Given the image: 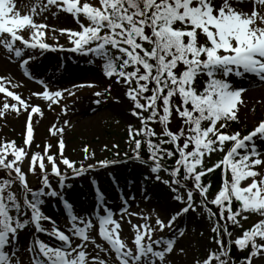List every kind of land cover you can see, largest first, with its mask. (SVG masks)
Instances as JSON below:
<instances>
[{"label": "snow or ice", "instance_id": "snow-or-ice-1", "mask_svg": "<svg viewBox=\"0 0 264 264\" xmlns=\"http://www.w3.org/2000/svg\"><path fill=\"white\" fill-rule=\"evenodd\" d=\"M248 4L251 8L246 9ZM48 6L56 9L53 15L62 11L75 19L76 29L59 30L61 35H67L71 48L62 45L53 48L45 42L48 25L35 22V6L33 14L22 15L13 0H0V46L10 57L18 59L25 49H38L79 52L90 57V63L99 60L104 77L125 89L132 105L131 115L141 121V128L129 124L132 159L145 167L146 180L167 185L177 204L166 209L163 216L155 212L151 217L140 214L143 223L130 224L134 230L131 247L120 236L121 221L128 214L127 194L114 211L106 206L95 182V195L103 214L98 211L94 215L76 214L63 191L70 187L67 182L72 176L108 169L124 161L92 162L95 154L89 148L84 150L91 153L85 161H73L65 154L63 139L58 145L59 157L53 154L51 143L44 151L32 153L33 118L43 115L42 108L32 106L29 99L11 90L20 85L0 76V94H4L0 116L7 118L10 111L18 115L29 113L24 146L6 139L0 146V171L7 173L0 177V264H20L19 234L29 226L35 229L26 248L31 264H108L98 253L86 251L89 243L106 257L109 252L114 253L117 264H164L166 254L175 246V236L165 239L160 234L168 229L182 235L178 221L197 209L208 213L216 250H210L205 259L194 264H234L225 235L239 250L250 249L241 264H253L256 257L264 259V122L246 136L229 128L230 122L239 120L240 107L244 105L246 89L240 80L256 77L264 82V0H46L42 10ZM25 30L31 33L30 39L23 35ZM17 41L23 47L17 46ZM33 58L28 55L20 59V66ZM202 75L208 79L200 90L197 80ZM84 86L94 85L74 84L72 88ZM111 90L109 85L96 92L94 103L105 102ZM32 95L48 101L51 108L61 104L65 95L75 97L76 92L66 88L50 90L44 84L42 92ZM10 99L15 103H9ZM63 110L67 113L68 108L65 106ZM174 117L183 122L175 131L170 128ZM151 124L162 125V134ZM64 130L54 127L51 132L58 135ZM229 143L232 146L226 150ZM145 144L147 159L141 155ZM216 152L226 154L211 167L206 166V158ZM173 157H178L175 166L166 167L165 158ZM25 161L29 162L28 172L23 169ZM61 165L65 167L62 169ZM37 168L42 185L34 190L29 186L28 175L37 174ZM217 169L223 170L222 185L209 200L211 184H205L203 179ZM161 172L170 178L162 180ZM51 177L56 178L55 186ZM17 183L22 187V199L11 190ZM197 193L199 203L195 199ZM141 194L143 199L149 198ZM48 199L59 201L65 209L70 224L63 230L42 209ZM247 214H257L260 219L233 240L227 230L228 222L242 227L240 221L247 220ZM93 219L98 222V235L108 248L101 249L95 238L90 237ZM43 222L51 225L50 230ZM45 232L59 243L50 245L40 240L37 234ZM76 240L79 242L74 243Z\"/></svg>", "mask_w": 264, "mask_h": 264}, {"label": "rangeland", "instance_id": "rangeland-1", "mask_svg": "<svg viewBox=\"0 0 264 264\" xmlns=\"http://www.w3.org/2000/svg\"><path fill=\"white\" fill-rule=\"evenodd\" d=\"M89 2H94V0H89ZM15 9L23 14H33L32 8L35 6L36 13L33 14V18L37 23H45L48 25L47 36L44 41L53 46V48H59L61 45L64 48H71L72 45L67 37V35H61L60 29L71 28L76 29L77 24L72 15L65 12H56V9L52 6H48L47 9L42 10V5L46 4V0H13ZM251 8V4L246 5V9ZM55 29V31H53ZM25 38H29L31 33L28 30L23 32ZM17 46H21V42L17 41ZM32 55L34 58L29 60L27 65L24 67L20 66V59ZM82 60L83 71H75L71 68L73 59ZM90 57L83 56L79 52L71 51H53V50H31L25 49L21 58L10 57V54L0 46V76L7 77L13 84H18L20 87L12 88L11 90L19 92L23 98L29 99L32 106L39 105L42 106V98L38 96H33V93L42 92L44 90V84H47L51 89H69L76 92L75 97H69L65 95L64 99L73 100L78 96V94H84L87 90L91 89L94 91L92 94V100L89 99L82 108L87 106L93 107L91 110H85L84 114L79 116L64 117L62 121L58 122L55 117L48 116L46 119H39V114L33 118L35 137L31 152L44 151L45 146L48 143L53 144V154L59 157V141L64 140L66 144L65 154L70 157L73 161H85L86 157L94 153L95 159L92 162H99L102 160H123L124 163H119L113 165L108 169H99L96 171H88L83 176H72V178L67 182L70 187L64 189L66 193V198L70 195L72 198H77L78 201L82 200L84 194L93 192L97 188L98 182L96 180V175L99 172L107 176L102 178L103 182H98V187L104 189L105 191H115L117 187L121 189H128L135 191L133 198L136 203L128 202L132 205L131 209H127V213L124 216V220L121 221V239L128 244L129 247L132 246V241L134 238V230L130 227V224L143 223L140 218V214L143 216L151 217L152 213L155 212L161 216L164 215L166 209H172L176 206L177 202L171 197L170 189L167 185L161 182L155 181L154 179H145L147 175L145 167L139 162L134 161L130 154L133 149L129 144L130 133L129 124L134 125L137 128H141V121L131 115L132 105L131 102L125 96V89L119 85L113 84L111 80L104 77L101 72L100 61L97 60L95 63L89 62ZM71 64V65H70ZM87 71V72H85ZM27 73V74H26ZM72 77V78H71ZM254 85H240L246 89L243 93L244 105L240 107L239 120L233 121L229 125L231 126V132H243L246 136L250 134L255 127L264 122V82H261L258 78L254 77ZM44 83H40V81ZM93 84V87H78L73 89L72 86L75 85H87ZM111 85V93L105 98V102L101 105H96L94 103L95 92L103 91L106 87ZM123 89V90H122ZM118 90L123 92L121 95L122 108L126 111V114L119 112L117 106L116 96H118ZM92 92V91H91ZM33 97V98H32ZM4 94H0V107H3ZM46 101V100H45ZM9 103L14 104V100H9ZM48 102V101H46ZM67 104L63 102L57 106V111L62 115L66 114L63 107ZM61 107V109L59 108ZM24 116L22 123L17 122L16 113L10 111L7 118L0 116V146L3 145L5 139L9 142L15 140L19 146H24L26 139V129L29 120V113L23 112ZM126 115L131 117L134 121L127 119ZM71 118V119H70ZM85 123H81V120ZM61 128L65 130L63 133L58 135H53L51 132L52 128ZM226 145V150L230 149L232 145ZM119 146L118 148L116 146ZM89 148L91 153H86L84 150ZM119 152V156L116 153ZM127 154V155H125ZM226 153L216 152L213 153L210 158H206V166L214 165L217 161L221 160ZM80 164H78V167ZM62 169L65 167L61 165ZM122 168V170H121ZM25 172L29 170V162L25 161L23 165ZM51 171V166H49ZM118 170L122 173L121 176L125 177L120 180L115 177L112 172ZM40 169L37 168V174L33 175L29 172L28 183L30 187L40 188L42 185V178L38 177ZM92 174V175H91ZM95 174V175H94ZM162 180L169 179L170 177L166 172L160 173ZM131 176V180L129 177ZM98 178V177H97ZM122 178V177H121ZM53 184L55 186V177H51ZM99 180V178H98ZM120 180V181H118ZM104 181L106 183L104 184ZM109 181V182H107ZM16 193L17 197H22V187L17 183L12 186L11 189ZM147 195L149 198L147 200L143 199L142 193ZM215 193L209 192V200L214 196ZM196 203H199L200 196L196 195ZM90 197V196H89ZM44 213L61 227L63 230L65 227L69 226L68 219L60 213V217H55L47 212V210H61L59 201L48 199L42 205ZM46 210V211H45ZM130 213H137L138 215L133 216ZM119 214L117 213V216ZM247 220H241L240 223L242 227H237L232 225L234 228L229 230L232 233V239L239 237L245 229L252 227L257 223L260 217L257 214H247ZM208 213L202 209H197L196 212L190 211L185 214L181 220L178 221L177 227L183 229V234L181 235L175 230H165V239L171 236H175V246L173 250L166 254L164 264H194L196 260H203L207 257L210 250H216V244L213 242L211 237L214 233L211 232L212 223L207 218ZM130 222V223H129ZM43 226L46 229L51 228V225L47 222H43ZM35 234V229L31 226L26 228L23 232L19 234V251L17 258L20 260V264H31L29 260V253L26 251L28 246V241L33 238ZM39 239L49 243L50 245H57L59 241L49 235L47 232L37 234ZM90 237L95 238V244L100 245V248H108V244L103 241L98 235V222L93 219V227L89 230ZM76 240L74 243H78ZM226 243V241H225ZM183 249V252H180ZM86 251H90V254H99L100 258H106L108 264H117L114 253L109 252L107 257L103 251L96 249L92 243L88 244ZM253 264H264V259L256 257L253 260Z\"/></svg>", "mask_w": 264, "mask_h": 264}, {"label": "bare ground", "instance_id": "bare-ground-1", "mask_svg": "<svg viewBox=\"0 0 264 264\" xmlns=\"http://www.w3.org/2000/svg\"><path fill=\"white\" fill-rule=\"evenodd\" d=\"M73 59V58H72ZM74 63H72L71 65V68L74 69L75 71H83V65L82 64L83 62H81L82 60H75L73 59L72 60ZM87 72V71H85ZM72 78V77H71ZM240 83L241 85H254V83L252 82L251 79H242L240 80ZM123 90V89H122ZM92 91V92H91ZM91 93H94L93 90L89 89L87 90V92H85L84 94L80 93L78 94V96L76 98H74L73 100H68L67 99H64V102H66L67 104H65V106L68 108V111L66 114L62 115V113L60 114L59 111H57V106L53 105L51 108L48 107V103L49 102H46L43 98L41 99L43 103L41 108H42V111H43V115H40L39 114V119H43V118H47L48 116H52V117H55L56 119H58V122L62 121V119L64 117H67L68 115H70V117H75V116H79L81 114H84L85 113V110H91L93 107L91 106H87L85 108H82V105L85 104L87 101L92 100V94ZM96 93V92H95ZM118 96H116V99L119 100V103H120V106H117V110L119 112H122L124 113V115L126 114V111L122 108L121 104H122V99H121V95H123V92H121V90H118ZM33 98V97H32ZM64 106V107H65ZM63 107V109H64ZM59 108L61 109V107L59 106ZM64 111V110H62ZM23 112L22 114H17L16 117H17V122L20 124L22 123V119H23ZM127 119L131 120V121H134L131 117H129L128 115H126ZM71 119V118H70ZM89 120L88 118H85V120H81V123H85V121ZM122 170V168H121ZM116 172H112L113 174H117V175H114L115 177H118L120 180H123L125 177L121 176L122 173L119 172L118 170H115ZM92 175V174H91ZM95 175V174H94ZM99 180H98V178ZM122 177V178H121ZM102 178H106L107 179V176L103 175L102 173L99 172L98 176L96 175V180L99 182V183H102L103 182V179ZM118 180V181H120ZM129 180H131V176L129 177ZM109 182V181H107ZM106 183V181H104V184ZM57 241V240H55Z\"/></svg>", "mask_w": 264, "mask_h": 264}, {"label": "trees", "instance_id": "trees-1", "mask_svg": "<svg viewBox=\"0 0 264 264\" xmlns=\"http://www.w3.org/2000/svg\"><path fill=\"white\" fill-rule=\"evenodd\" d=\"M208 77L206 75H202L198 78L197 80V87L202 90L203 87L205 86V82L207 81ZM154 125V129L157 131L158 134H162V129L163 126L160 124H153ZM183 126V122L180 118L178 117H174L171 121L170 124V128L171 130L175 131L177 130L179 127ZM142 139V137H141ZM166 147H171L170 145H167ZM134 155V153L132 154V156ZM141 155L144 159H147L149 157V153L147 150V145L145 144L142 149H141ZM178 157H173L171 159L169 158H165V160L163 161V163L165 164L166 167L168 168H172L175 166V160ZM183 171V170H182ZM7 175L6 172L4 171H0V177H5ZM222 181H223V170L222 169H217L215 172L208 174L206 177H204L203 182L205 184H211V188L209 189L210 192L214 193L216 192V190H219V188L222 185ZM189 186H191V182H188ZM198 194V193H197ZM210 207H212V210L214 212L217 211V209L211 205H209ZM237 206V202H234V208ZM231 227V222H228V231L229 228ZM227 235L224 236V240L227 242ZM232 254L234 255V258L239 259L240 257L237 254L236 248L235 246L232 247ZM240 261V260H238Z\"/></svg>", "mask_w": 264, "mask_h": 264}]
</instances>
